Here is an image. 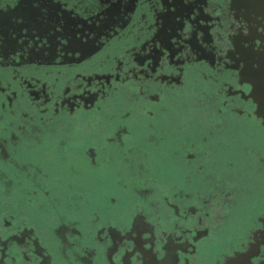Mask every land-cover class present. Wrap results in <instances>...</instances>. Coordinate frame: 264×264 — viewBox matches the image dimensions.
Instances as JSON below:
<instances>
[{
    "label": "flooded vegetation",
    "instance_id": "1",
    "mask_svg": "<svg viewBox=\"0 0 264 264\" xmlns=\"http://www.w3.org/2000/svg\"><path fill=\"white\" fill-rule=\"evenodd\" d=\"M163 3L69 0L90 38L82 58L64 52L29 0H0V264H85L65 254L55 225L81 250L94 246L91 264H143L155 251L164 264H216L242 244L264 264V119L246 113L239 90L205 79L235 72L216 34L231 39L237 17L256 21L264 0H200L204 55L183 75L179 53L163 69L151 56L141 63L170 16ZM91 153L109 176L92 171ZM141 209L155 249L140 247L149 232L121 230Z\"/></svg>",
    "mask_w": 264,
    "mask_h": 264
},
{
    "label": "snow or ice",
    "instance_id": "2",
    "mask_svg": "<svg viewBox=\"0 0 264 264\" xmlns=\"http://www.w3.org/2000/svg\"><path fill=\"white\" fill-rule=\"evenodd\" d=\"M19 2V0H17ZM106 2V0H105ZM200 0H164L160 5L164 13H169L170 16L163 17L166 23L159 27V31L155 38L152 39V47L147 55H144L141 63L148 60L149 56L155 59L162 67L166 65L169 60L177 57L179 53V72L183 75L186 67H191L198 64L199 58L204 55V29L201 30L203 21L199 19L196 8L199 6ZM230 2H239V0H230ZM30 6L41 12L42 18L48 17L51 21V32L55 34V39L63 48L65 53L69 55L75 54L82 58L88 55V48L90 38L87 32L79 30L78 23L72 19L74 6L69 4V0H29ZM63 5V8H70L66 15L61 13L60 16H53L52 13L55 8ZM3 5H0L2 8ZM240 21L236 24L235 33L231 39L226 38V34L217 33L215 37L216 51L222 59H226L230 67L235 69V72H221L220 76L212 73L211 77L206 76L205 79L215 78L218 82L227 84L230 88H235L243 93V99L247 101L246 113L251 116L253 114L264 119V14L256 21H249L244 23V18L238 16ZM27 31V29H25ZM41 45L46 46L47 40H41L40 36L34 37ZM14 52L15 49L13 48ZM43 51V49H41ZM7 53L4 51L3 41L0 39V59H3ZM219 63V61H217ZM221 77L223 78L221 80ZM228 98L226 97V100ZM234 106L238 107V105ZM123 146V145H121ZM91 160L89 164L92 166V171L97 176H109L108 170L100 169L97 158L94 153H91ZM27 163V162H25ZM127 187V181L124 182ZM3 181L0 180V197L4 195ZM145 199L148 194L141 193ZM233 195L228 194V201L232 202ZM115 204L116 200L113 199ZM223 203V202H222ZM207 207L205 211L214 209L217 213V221L222 220L225 213L223 208L216 207L211 199L206 201ZM199 215V214H198ZM261 219L259 227L264 229V211L256 214ZM145 213L141 209L135 213L131 222H127L121 230H126L129 236L135 233L149 232V237L140 240V247L155 249V232L150 231L144 224ZM210 217H205L200 221L207 227L205 220ZM59 229V236L68 244V250L65 253L70 255L74 250L76 256L85 258V264H91L92 257L95 252L92 251L94 246L85 245L83 250L77 247L74 239L69 242V238L65 235L68 228L55 225ZM115 227V225H113ZM264 237V231L260 233ZM264 242V241H262ZM131 252V249H129ZM139 253H136L138 256ZM255 255L252 249L245 247L243 244L239 248H233L231 251L225 250L216 258V264H252V257ZM134 256H129L127 259L131 261ZM261 262H264V256L259 257ZM166 257L159 254V251L145 252L143 264H164ZM172 264H179L177 257H172Z\"/></svg>",
    "mask_w": 264,
    "mask_h": 264
},
{
    "label": "bare ground",
    "instance_id": "3",
    "mask_svg": "<svg viewBox=\"0 0 264 264\" xmlns=\"http://www.w3.org/2000/svg\"><path fill=\"white\" fill-rule=\"evenodd\" d=\"M110 235H112V234H110Z\"/></svg>",
    "mask_w": 264,
    "mask_h": 264
}]
</instances>
